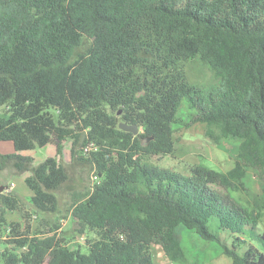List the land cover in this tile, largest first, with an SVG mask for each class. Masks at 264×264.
Instances as JSON below:
<instances>
[{"label": "trees", "instance_id": "obj_1", "mask_svg": "<svg viewBox=\"0 0 264 264\" xmlns=\"http://www.w3.org/2000/svg\"><path fill=\"white\" fill-rule=\"evenodd\" d=\"M196 58L217 88L188 82L179 67ZM184 101L196 112L191 125L237 145L227 173L198 166L184 177L144 162L174 152ZM1 108L9 117L0 141L15 152L0 156V168L13 163L37 213L58 210L64 154L95 168L98 183L71 214L80 234L99 239L83 254L56 235L18 233L11 243L25 251L0 252V264H155L154 246L183 262L182 227L219 244L231 264H264V251L241 255L209 228L216 218L240 236L261 217L231 191L242 189L246 168L264 181V0H0ZM119 109L141 136L119 128ZM84 131L86 147L98 148L90 158L78 156ZM18 206L0 192V226Z\"/></svg>", "mask_w": 264, "mask_h": 264}, {"label": "rangeland", "instance_id": "obj_2", "mask_svg": "<svg viewBox=\"0 0 264 264\" xmlns=\"http://www.w3.org/2000/svg\"><path fill=\"white\" fill-rule=\"evenodd\" d=\"M179 69L182 70L188 82L191 85L205 88L207 90L217 88L220 85V79L203 64L198 58L183 62ZM123 110L119 109L112 113L118 120V125L125 123L122 121V115H118ZM196 114L194 110L188 107L186 101L178 111V123L173 126L175 150L170 156H146V164L159 167L180 176L188 177L192 171L198 167H206L222 173H227L235 167L237 156V145L231 142H223L221 146L215 144L207 135V126L205 124L191 125V119ZM6 108L0 109V120L7 119ZM131 125V124H129ZM143 128H139L138 137L143 134ZM87 133L84 131L81 135V142L78 144V156L90 158L91 154L98 151L93 144L90 152H86ZM70 144V143H69ZM39 156H44V151H39ZM63 159H59L66 168L69 179L58 190L54 191L58 198V210L55 213L39 214L31 207L30 199H25L24 195L16 192H9L6 183L0 182L2 193H12L19 200V206L15 210L20 214H8L5 216L6 222L0 226V252L6 249L24 252L11 243L18 233H25L29 236H53L56 235L62 241L64 247L71 251H80L83 254L90 253V246L96 242L99 237L96 231L87 230L80 234L77 231L76 220L72 217L71 211L74 203L86 198L90 191L99 180H96L97 172L88 161L76 160L72 164H67L66 154ZM66 162H65V161ZM14 172V171H13ZM246 177L242 181L240 191H231L232 196L240 203L250 206L261 212V217L256 225L250 223L244 233L240 236H234L230 231L220 227L216 218H213L209 224L213 232L220 241L229 248H234L245 255L250 249L258 252L264 251V181L258 177L256 171L252 168H246ZM17 180V179H16ZM18 190L27 193L25 185L17 180ZM222 192L223 188L213 186ZM230 193L229 191L227 194ZM20 211V212H19ZM26 230V231H25ZM178 234L181 237L182 248L185 254L183 262H171L163 251L158 247H152V253L155 264H231L232 260L226 256L222 247L213 241L203 240L194 231L180 228Z\"/></svg>", "mask_w": 264, "mask_h": 264}, {"label": "crops", "instance_id": "obj_3", "mask_svg": "<svg viewBox=\"0 0 264 264\" xmlns=\"http://www.w3.org/2000/svg\"><path fill=\"white\" fill-rule=\"evenodd\" d=\"M14 152H15V147H14L13 142L0 141V156L12 155L14 154ZM16 179L19 180L20 183L25 185L26 189L28 190L27 193H22L18 190V184H17L18 181ZM0 182L6 183V187L9 189V192H16V193H19L20 195L22 194L26 196V197H23L21 195L23 198L31 200V197L33 196V192L26 185V183L17 175L12 162L5 164L4 166L0 168ZM2 185H0V187ZM6 214L8 215V214H20V213L7 210Z\"/></svg>", "mask_w": 264, "mask_h": 264}, {"label": "water", "instance_id": "obj_4", "mask_svg": "<svg viewBox=\"0 0 264 264\" xmlns=\"http://www.w3.org/2000/svg\"><path fill=\"white\" fill-rule=\"evenodd\" d=\"M121 113L122 112L120 111L118 115H121ZM119 128L122 131L132 133L135 136H137L139 134V127L137 125H129V124H126V123H121L119 125ZM152 139H153V137L149 138V140H152ZM0 191H2V189H0Z\"/></svg>", "mask_w": 264, "mask_h": 264}, {"label": "built area", "instance_id": "obj_5", "mask_svg": "<svg viewBox=\"0 0 264 264\" xmlns=\"http://www.w3.org/2000/svg\"><path fill=\"white\" fill-rule=\"evenodd\" d=\"M93 148V144H89L86 148H85V151L88 153L92 150Z\"/></svg>", "mask_w": 264, "mask_h": 264}]
</instances>
